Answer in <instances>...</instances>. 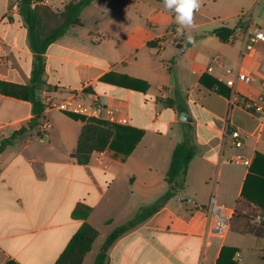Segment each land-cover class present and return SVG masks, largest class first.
Here are the masks:
<instances>
[{"label": "crops", "instance_id": "1", "mask_svg": "<svg viewBox=\"0 0 264 264\" xmlns=\"http://www.w3.org/2000/svg\"><path fill=\"white\" fill-rule=\"evenodd\" d=\"M14 1L0 0V81L28 85L35 55L21 17L9 11ZM69 1L39 3L61 12ZM239 1L246 10L234 7ZM260 1L203 0L191 32L195 44L167 38L177 24L163 2L96 0L81 12L80 26L42 54L40 101L72 91L85 101L105 96L126 117L120 126L140 130L142 137L123 161L106 148L80 164L75 155L82 121L51 110L30 127L32 104L0 94V141L26 129L0 154V264H54L84 222L97 238L102 231L99 248L93 253L96 238L82 261L93 264L115 227L168 190L171 155L184 140L197 151L182 188L120 236L104 264H216L223 246L236 249L237 264L240 250L264 262V238L247 231L264 223V125L240 104L230 106L224 83L240 67L253 81L237 84L238 96L256 100L264 92V42L240 59L242 39L234 33L248 19L264 31L255 22ZM218 29L230 30L233 41L218 38ZM214 57L223 68L210 75L206 66ZM213 80L221 93L206 85ZM144 85V91L128 88ZM227 129L240 132L241 147L233 146ZM236 155L249 158L250 166L229 162ZM211 199L234 215L223 238L209 233ZM77 205L91 209L85 220L73 216Z\"/></svg>", "mask_w": 264, "mask_h": 264}, {"label": "trees", "instance_id": "2", "mask_svg": "<svg viewBox=\"0 0 264 264\" xmlns=\"http://www.w3.org/2000/svg\"><path fill=\"white\" fill-rule=\"evenodd\" d=\"M40 1L42 0H21L19 8V16L27 30L29 48L35 55L30 83L28 85H20L0 81V94L18 100L29 101L32 104L33 118L30 121V127L37 124L43 109L42 102L40 100L37 101L35 98V84H42V76L44 73L42 54L48 46L65 35L71 28L80 26L81 12L96 0H71L64 6L61 12H53L47 6L41 5L39 3ZM155 1L163 2V0ZM33 2H36L34 6H32ZM230 33V30L225 29L215 31L216 36L223 41L226 40ZM206 85L217 93H221L220 83L217 81L213 80L209 85ZM128 88L144 91L145 85L141 89L136 86H130ZM227 95L226 92L225 96L227 97ZM66 115L74 120L83 122L77 140L75 155L77 162L80 164H86L93 152H103L106 148L119 154L120 160L123 161L130 155L142 137L140 130L130 127L107 124L102 121L71 114ZM25 131L26 129L22 128L14 132L10 138L1 140L0 154L12 140L23 135ZM196 151V147L188 140H184L174 147L165 176V181L169 185L168 190L153 204L139 208L130 220L115 227L103 242L93 264H104L108 249L120 236L142 224L160 210L169 199L175 196L176 192L183 186V177L190 161L196 155ZM90 210V208L83 205H77L72 214L75 218L85 220ZM250 221L252 220L248 217L246 223ZM247 231L256 237L264 238V223L249 226ZM97 236V230L87 222H84L71 237L54 264H82L85 255L90 251ZM235 252L236 249L223 246L216 264H237L232 260ZM261 258L264 260V254H262Z\"/></svg>", "mask_w": 264, "mask_h": 264}, {"label": "built area", "instance_id": "3", "mask_svg": "<svg viewBox=\"0 0 264 264\" xmlns=\"http://www.w3.org/2000/svg\"><path fill=\"white\" fill-rule=\"evenodd\" d=\"M20 4L21 0H15L10 5V13L19 15ZM234 33L237 35L239 34L242 39L240 59L246 55H250V53L255 49L257 43L264 42V31L255 27L252 19H248V21L244 22V24L237 25ZM167 38L173 42L181 41V38L176 36V30H171L168 33ZM227 40L229 42L233 41V36H228ZM217 68H223V64L220 62L218 57H214L206 66V73L212 75L215 73ZM252 81V75L245 69L238 67L224 81L226 87L228 88L227 99L230 106L240 104L257 119L260 125H264V92H262L256 100H244L243 98H240L236 92L237 84L248 85ZM42 104V112L54 110L64 114L94 119L113 125H125L127 123L126 117L121 112L112 108L105 96L92 95L90 100L85 101L78 96V92L72 91L67 97L57 100L49 95H46ZM47 127V123L44 122L42 128L45 129ZM226 135L231 137L234 147H241L242 137L238 130L227 129ZM229 162L242 163L247 167L251 164L250 159L242 155H236L230 158ZM185 202L196 207V203L194 201L186 200ZM207 213L211 221L209 233L214 237L223 238L230 230V223L233 216L232 210L217 205L215 201L211 199L207 208Z\"/></svg>", "mask_w": 264, "mask_h": 264}, {"label": "clouds", "instance_id": "4", "mask_svg": "<svg viewBox=\"0 0 264 264\" xmlns=\"http://www.w3.org/2000/svg\"><path fill=\"white\" fill-rule=\"evenodd\" d=\"M202 3L203 0H163L164 8L175 14L176 36L188 44H195L191 32L197 27L196 14Z\"/></svg>", "mask_w": 264, "mask_h": 264}, {"label": "rangeland", "instance_id": "5", "mask_svg": "<svg viewBox=\"0 0 264 264\" xmlns=\"http://www.w3.org/2000/svg\"><path fill=\"white\" fill-rule=\"evenodd\" d=\"M234 7L239 10H246V5L243 1L236 2L234 4ZM255 22L260 28H264V0H261L258 4L257 11L255 13ZM42 102V101H41ZM59 113V112H58ZM234 215L232 216L230 227L234 225ZM101 237L97 238L95 241V244H93V253L97 248H99V245L102 243V231L100 232ZM242 261L240 264H243L246 262V264H264V262H259L257 260V256L254 252L247 251L246 253L243 250H240ZM245 258L247 259L245 261Z\"/></svg>", "mask_w": 264, "mask_h": 264}, {"label": "water", "instance_id": "6", "mask_svg": "<svg viewBox=\"0 0 264 264\" xmlns=\"http://www.w3.org/2000/svg\"><path fill=\"white\" fill-rule=\"evenodd\" d=\"M39 89H40V83H36V84H35V95H36L35 98H36L37 101L40 100Z\"/></svg>", "mask_w": 264, "mask_h": 264}]
</instances>
